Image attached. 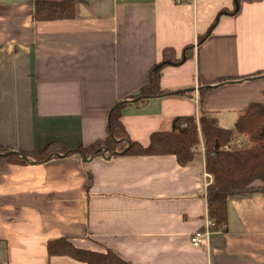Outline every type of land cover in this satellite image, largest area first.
Wrapping results in <instances>:
<instances>
[{
  "label": "crops",
  "instance_id": "0c3cea01",
  "mask_svg": "<svg viewBox=\"0 0 264 264\" xmlns=\"http://www.w3.org/2000/svg\"><path fill=\"white\" fill-rule=\"evenodd\" d=\"M0 0V146L39 153L53 142L70 150L106 137L110 109L148 83L171 46L193 56L162 69L179 95L123 108L131 138L171 130L204 109L234 127L264 101V0H72L74 18L39 20L38 2ZM212 85L205 92L202 87ZM201 90V91H200ZM238 136V135H237ZM204 137L185 165L176 154L86 159L78 152L0 166V262L86 264L49 255L48 241L112 250L130 264H264V191L228 197V225L207 227ZM213 176V174H212Z\"/></svg>",
  "mask_w": 264,
  "mask_h": 264
},
{
  "label": "trees",
  "instance_id": "16d2710c",
  "mask_svg": "<svg viewBox=\"0 0 264 264\" xmlns=\"http://www.w3.org/2000/svg\"><path fill=\"white\" fill-rule=\"evenodd\" d=\"M241 0H235L234 10L223 8L215 21L202 34L198 43H203L211 35L220 15L234 14L240 8ZM75 2L72 0L38 2L35 6V17L39 20L74 18ZM182 56L177 57V50L171 46L163 49V59L151 69L149 82L142 85L137 94L124 97L110 109L107 135L89 145H82L74 150H66L59 143H51L39 153L15 151L0 146V166L10 162L25 163L28 158L45 161L59 152H78L86 159L103 155L105 158L125 154L154 155L176 154L178 162L185 165L192 161L197 152L194 147L204 137L205 164L208 172L213 174V183L207 187L209 218L214 221L213 228L225 229L228 225V197L242 192L264 191V101H253L239 116L234 127H223L214 115L204 109L200 114L181 115L174 119L171 130H158L151 134V142L144 145L131 138L126 124L122 121L123 108L131 103H146L151 97L179 95L184 91H172L161 85V72L165 66L179 63L193 56L194 45L185 46ZM214 86L202 87V92ZM200 90V91H201ZM239 133L247 134L251 145L240 147L229 146ZM49 255L64 254L84 261L86 264H130L117 252L96 251L77 246L67 237L61 236L48 241ZM0 264H8L0 262Z\"/></svg>",
  "mask_w": 264,
  "mask_h": 264
},
{
  "label": "built area",
  "instance_id": "2783aa9c",
  "mask_svg": "<svg viewBox=\"0 0 264 264\" xmlns=\"http://www.w3.org/2000/svg\"><path fill=\"white\" fill-rule=\"evenodd\" d=\"M244 145H246V142H243L239 136L234 140L235 147H240ZM204 174H205V178H207L206 186L213 183L214 178L212 174L208 171H206ZM207 221L208 223L205 229H200L191 234V243L193 246H200L205 240L209 238V234L211 233V226H213L214 221H212L211 219H208Z\"/></svg>",
  "mask_w": 264,
  "mask_h": 264
},
{
  "label": "rangeland",
  "instance_id": "374dc122",
  "mask_svg": "<svg viewBox=\"0 0 264 264\" xmlns=\"http://www.w3.org/2000/svg\"><path fill=\"white\" fill-rule=\"evenodd\" d=\"M240 137V139L243 141V142H246V145H251L252 144V141L250 139V137L247 135V134H242V133H239L238 135ZM238 136H236L229 144V146L231 147H234V140L236 138H238ZM198 145V144H197ZM204 146V145H203ZM197 147V146H196ZM195 148V147H194ZM204 149H205V146H204ZM206 151V150H205Z\"/></svg>",
  "mask_w": 264,
  "mask_h": 264
},
{
  "label": "water",
  "instance_id": "95a60500",
  "mask_svg": "<svg viewBox=\"0 0 264 264\" xmlns=\"http://www.w3.org/2000/svg\"><path fill=\"white\" fill-rule=\"evenodd\" d=\"M67 154V153H66Z\"/></svg>",
  "mask_w": 264,
  "mask_h": 264
}]
</instances>
